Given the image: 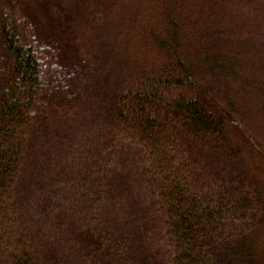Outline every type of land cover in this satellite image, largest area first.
Instances as JSON below:
<instances>
[{
  "label": "trees",
  "instance_id": "1",
  "mask_svg": "<svg viewBox=\"0 0 264 264\" xmlns=\"http://www.w3.org/2000/svg\"><path fill=\"white\" fill-rule=\"evenodd\" d=\"M37 2L0 0V264L262 262L264 0H100L104 91L84 29L57 83Z\"/></svg>",
  "mask_w": 264,
  "mask_h": 264
},
{
  "label": "rangeland",
  "instance_id": "2",
  "mask_svg": "<svg viewBox=\"0 0 264 264\" xmlns=\"http://www.w3.org/2000/svg\"><path fill=\"white\" fill-rule=\"evenodd\" d=\"M37 3H33L28 9H25L29 19L33 23L37 35L39 34L40 38H50L54 43H56L59 47L58 50L61 53L60 61L56 65V69L50 70L55 75L56 81L61 85H75L77 80H86L88 81L89 76L81 73L77 62L72 59L74 53V46L70 45L72 41H78L80 37H76V33L80 32L84 33L82 29L85 30V37L83 39L88 42L87 45L93 44L94 50L91 48L86 55V59L92 62V79L96 80V90L101 88V91L105 90V86L101 84L107 85L111 82V78H114L113 75L116 74V62L115 57H112L111 62L109 61V65H102V54L104 51H108L109 41L108 35L103 30H100V26L98 25L95 29L90 25L91 23H95L93 18L89 19V16L92 14V8H95L96 11L102 7L98 6L96 3H101L100 0H88L87 6L84 5L82 0H37ZM95 4V5H94ZM94 9V10H95ZM89 11V12H88ZM97 15V13H96ZM89 20V23H88ZM91 28L89 31L88 28ZM107 29V28H106ZM111 31V29L109 30ZM50 35L51 37H48ZM76 38L78 40H76ZM81 44H85L81 42ZM61 48V49H60ZM112 51L110 53H106L109 57L112 55ZM40 55V54H38ZM113 56V55H112ZM52 75V76H53ZM88 75H90L88 73ZM99 84V85H98ZM100 91H92V95L98 94ZM105 93V92H104ZM138 236V234H137ZM148 236V235H147ZM146 244L148 249L153 250L154 254L157 255L160 252L159 245L155 239L152 238V234L148 236L146 239ZM151 246V248H150ZM144 250V256L147 255V252ZM154 258L153 255L149 256ZM145 257V258H149ZM262 262H258L255 264H264L263 256ZM259 260V259H258Z\"/></svg>",
  "mask_w": 264,
  "mask_h": 264
}]
</instances>
